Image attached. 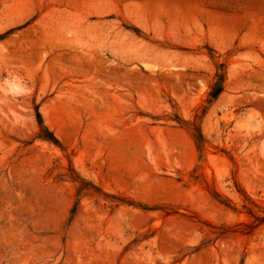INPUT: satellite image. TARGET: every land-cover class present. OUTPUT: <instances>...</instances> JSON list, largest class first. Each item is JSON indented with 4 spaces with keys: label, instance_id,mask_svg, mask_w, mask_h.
<instances>
[{
    "label": "rangeland",
    "instance_id": "374dc122",
    "mask_svg": "<svg viewBox=\"0 0 264 264\" xmlns=\"http://www.w3.org/2000/svg\"><path fill=\"white\" fill-rule=\"evenodd\" d=\"M0 264H264V0H0Z\"/></svg>",
    "mask_w": 264,
    "mask_h": 264
},
{
    "label": "trees",
    "instance_id": "16d2710c",
    "mask_svg": "<svg viewBox=\"0 0 264 264\" xmlns=\"http://www.w3.org/2000/svg\"><path fill=\"white\" fill-rule=\"evenodd\" d=\"M219 91H220V89H219ZM218 91V92H219ZM218 92L217 93H215L214 95H213V97H216L217 95H218ZM38 114V113H37ZM38 123H39V126H40V130H41V132H40V137L41 138H44V139H46L47 137L43 134V132L44 131H46L45 129H46V127L44 126V124H43V121H42V119H41V117H40V115L38 114ZM43 128V129H42ZM45 128V129H44ZM51 137L53 138L52 140H55L56 141V139H55V137L51 134ZM200 143H201V145L203 144L202 142V140L201 141H199Z\"/></svg>",
    "mask_w": 264,
    "mask_h": 264
}]
</instances>
